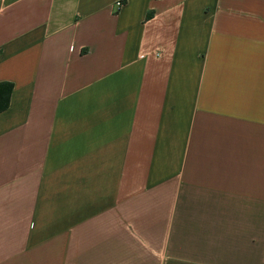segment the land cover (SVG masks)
<instances>
[{
    "label": "crops",
    "instance_id": "obj_1",
    "mask_svg": "<svg viewBox=\"0 0 264 264\" xmlns=\"http://www.w3.org/2000/svg\"><path fill=\"white\" fill-rule=\"evenodd\" d=\"M0 82V264H264V0H0Z\"/></svg>",
    "mask_w": 264,
    "mask_h": 264
},
{
    "label": "trees",
    "instance_id": "obj_2",
    "mask_svg": "<svg viewBox=\"0 0 264 264\" xmlns=\"http://www.w3.org/2000/svg\"><path fill=\"white\" fill-rule=\"evenodd\" d=\"M150 13L146 14L148 17ZM12 89V84L9 82H0V111L6 109L8 105V100L10 96V92Z\"/></svg>",
    "mask_w": 264,
    "mask_h": 264
},
{
    "label": "built area",
    "instance_id": "obj_3",
    "mask_svg": "<svg viewBox=\"0 0 264 264\" xmlns=\"http://www.w3.org/2000/svg\"><path fill=\"white\" fill-rule=\"evenodd\" d=\"M116 5H118V4L116 3Z\"/></svg>",
    "mask_w": 264,
    "mask_h": 264
}]
</instances>
